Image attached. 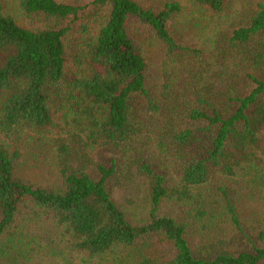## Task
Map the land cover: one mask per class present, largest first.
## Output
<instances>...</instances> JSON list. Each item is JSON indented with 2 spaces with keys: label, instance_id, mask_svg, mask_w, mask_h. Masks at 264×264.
I'll use <instances>...</instances> for the list:
<instances>
[{
  "label": "trees",
  "instance_id": "obj_1",
  "mask_svg": "<svg viewBox=\"0 0 264 264\" xmlns=\"http://www.w3.org/2000/svg\"><path fill=\"white\" fill-rule=\"evenodd\" d=\"M192 2L211 18L186 42L178 1L0 0V264L26 248L28 203L75 264H158L157 239L161 264H264V217L240 202L264 197V0ZM28 133L55 134L54 184L20 174Z\"/></svg>",
  "mask_w": 264,
  "mask_h": 264
},
{
  "label": "rangeland",
  "instance_id": "obj_2",
  "mask_svg": "<svg viewBox=\"0 0 264 264\" xmlns=\"http://www.w3.org/2000/svg\"><path fill=\"white\" fill-rule=\"evenodd\" d=\"M168 1H178L185 7L184 15L180 19V23L174 30L177 38L189 42L191 39L199 40L203 32V26H194L190 29L188 21L192 19V14L198 16L199 19L202 14L198 15L192 9V0H140L142 4L159 6ZM237 8V2L234 3L233 9ZM207 20H199L195 18V23L207 24L210 22V16L204 14ZM163 54L157 47L148 48L147 61L149 63L153 78L156 79L158 71L162 63ZM55 134H46L40 136L37 133L25 134L17 142L23 149V157L20 159V174L24 177L29 178L34 183L39 184H54L56 170L54 166V148L53 141L50 140ZM46 137V138H44ZM50 138V139H49ZM232 185L238 189L240 185L233 182ZM260 185L264 183L259 182ZM131 191V190H128ZM128 191H122L123 197L128 195ZM245 189L242 190V198L240 199L244 216L252 215L253 208L258 209L255 211V215L258 211L261 214H257L255 217L262 215L264 217V197L258 195L254 198L243 195ZM132 192V191H131ZM125 200V198H124ZM253 204V205H251ZM249 206H253L248 209ZM165 210L168 213L180 218L181 216V205L176 202H171L165 206ZM249 218V217H248ZM16 233L24 240L26 248L20 246L17 251L12 253V260L4 262L3 264H73L75 261L72 260V255L67 256L65 252V242L63 239V229L58 224L47 216L41 210L35 208L32 204L28 203L22 207L21 214L17 223ZM191 237V242L196 245L199 241V236L194 235ZM200 234V232L198 233ZM197 246V245H196ZM170 246L165 242L154 240L151 245V252L154 259L161 264L164 260L171 256ZM64 252V253H63ZM68 259V260H67ZM75 264V263H74Z\"/></svg>",
  "mask_w": 264,
  "mask_h": 264
}]
</instances>
